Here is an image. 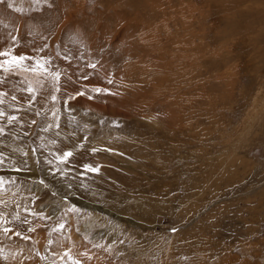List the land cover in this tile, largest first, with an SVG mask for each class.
<instances>
[{
  "label": "rangeland",
  "instance_id": "obj_1",
  "mask_svg": "<svg viewBox=\"0 0 264 264\" xmlns=\"http://www.w3.org/2000/svg\"><path fill=\"white\" fill-rule=\"evenodd\" d=\"M5 51L0 264H264V0H5Z\"/></svg>",
  "mask_w": 264,
  "mask_h": 264
},
{
  "label": "snow or ice",
  "instance_id": "obj_2",
  "mask_svg": "<svg viewBox=\"0 0 264 264\" xmlns=\"http://www.w3.org/2000/svg\"><path fill=\"white\" fill-rule=\"evenodd\" d=\"M4 2H5V0H0V3H4ZM8 7H12V5H11V4H8ZM8 55H9V53L6 52V51H5V52H0V56H4V57H6V56H8ZM26 59H27V58H26L25 56H23V55L18 56V57H17V56H13V57H12V61H11V67H12V68H20V67H24L23 65L20 64V61H24V60H26ZM9 63H10V62H9L8 60H4L3 62H0V68H3L5 64H9ZM44 63L46 64L47 61H44ZM91 67L94 68L95 65H91ZM4 70H5V71H10L9 68H5ZM24 70L27 71L28 68L25 67ZM32 70H33V71H36L35 68H33ZM41 71L43 72L44 69L41 68ZM47 75H49V76L52 77L53 82H54V86H55V84H57V83L59 82V79H60V74H59V73L53 71V72H49V73H47ZM109 82H110V81H109ZM55 90L58 91L59 89L56 88ZM94 91L97 92V93H99V92H101L102 90L99 89V88H97V89H95ZM28 92H29L30 94L34 92V89H33L32 85H31V83H29V85H28ZM49 94L51 95V93H49ZM79 94L82 95L83 93H79ZM30 98H31V97H30ZM73 98H74L73 96H69V97H68L69 100H70V99H73ZM13 99H15V97H13ZM56 99H57L56 96H52V100H53V102H55ZM65 102H67V101H65ZM0 104H3V100H2V99H0ZM3 115H4L3 109H0V116H3ZM9 122H10V123L15 122V117H9ZM0 131H2V130H0ZM72 155H73L72 152H70V151H65V152H63L60 156H58L57 159H58L61 163H66V162L68 161V159H69ZM2 163H3V161L0 160V164H2ZM84 167H85V169L88 170V171H98V169L93 168L91 165H85ZM0 183H2V181H0ZM61 227H62V226H61ZM5 231H6V232L9 231V229H5ZM16 235L19 236L20 233L17 232Z\"/></svg>",
  "mask_w": 264,
  "mask_h": 264
}]
</instances>
